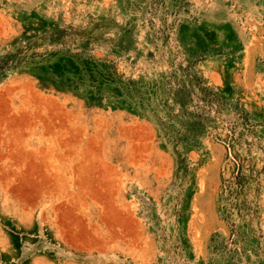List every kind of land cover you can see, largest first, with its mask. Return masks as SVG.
Segmentation results:
<instances>
[{"label":"rangeland","instance_id":"obj_1","mask_svg":"<svg viewBox=\"0 0 264 264\" xmlns=\"http://www.w3.org/2000/svg\"><path fill=\"white\" fill-rule=\"evenodd\" d=\"M0 264H264V0H0Z\"/></svg>","mask_w":264,"mask_h":264},{"label":"trees","instance_id":"obj_2","mask_svg":"<svg viewBox=\"0 0 264 264\" xmlns=\"http://www.w3.org/2000/svg\"><path fill=\"white\" fill-rule=\"evenodd\" d=\"M241 179H242L241 167L239 164H237V172L235 173V176H234V180H235L234 184L238 185V187H241V184L239 183ZM238 193L239 191H236L235 195Z\"/></svg>","mask_w":264,"mask_h":264}]
</instances>
